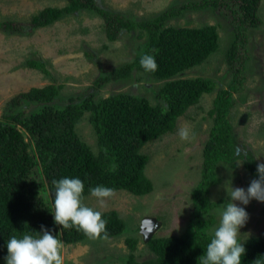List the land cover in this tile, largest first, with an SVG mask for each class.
<instances>
[{
	"label": "rangeland",
	"instance_id": "rangeland-1",
	"mask_svg": "<svg viewBox=\"0 0 264 264\" xmlns=\"http://www.w3.org/2000/svg\"><path fill=\"white\" fill-rule=\"evenodd\" d=\"M94 1L97 6L135 22L151 20L171 11L163 20L164 30L214 26L217 32L215 52L202 63L167 80H209L215 83V88L204 93L197 104L177 119L172 132L142 147L141 153L149 158L144 173L152 182V191L144 196L114 191L103 207L95 197L84 196L83 202L87 206L101 212H116L124 222L122 232L107 239L88 238L72 244L61 240L64 264H130V255L134 264H152L156 256L144 240V222L155 220L158 226L152 235L165 238L180 236L194 217L195 195L202 180V153L211 127L207 112L217 92L228 90L232 84L237 89L232 93L233 106L228 120L236 141L235 151L239 147L251 154L257 163H264V0L260 1L258 9L260 24L256 27L244 24L242 32L237 27L238 15H232L230 10L232 0ZM66 5L67 0H0V22H26L46 7L63 8ZM147 39L144 32L133 30L125 31L116 41H108L102 19L87 10L65 15L50 26L35 29L27 35L0 30V121L15 96L49 84L61 86L57 95L49 103L30 101L22 105L28 114L46 107L52 111L62 110L71 102H82L88 96L98 101L128 95L152 107L164 106L161 93L167 81L155 79L135 67L127 68L142 55ZM242 39L245 43L240 42ZM232 52L237 53V58L231 64ZM30 60L43 62L49 73L46 75L28 67ZM236 69L240 70L239 77L235 75ZM117 71L126 73L114 77ZM88 115L82 116L76 132L97 152ZM181 127L190 129L189 140H180L177 132ZM39 166L40 163L32 183L43 194L46 184ZM216 175L219 183L208 192V199L214 205L203 217L212 216L210 234L219 222L217 210L229 200V183L233 188L246 189L253 179L242 163L235 170L220 164ZM244 207L249 218L240 229V239L246 241L264 234V210L262 202L255 199ZM127 239L136 240L132 250L125 242ZM0 264H4V260Z\"/></svg>",
	"mask_w": 264,
	"mask_h": 264
},
{
	"label": "trees",
	"instance_id": "trees-1",
	"mask_svg": "<svg viewBox=\"0 0 264 264\" xmlns=\"http://www.w3.org/2000/svg\"><path fill=\"white\" fill-rule=\"evenodd\" d=\"M232 1L233 8L230 10L232 15H238V31L242 32L244 24L251 27L260 24L258 9L261 0ZM83 10L94 12L102 19L108 41L118 40L125 31L138 30L147 34L142 55L155 56L157 69L147 72L155 79L167 81L202 63L218 46L214 26L164 30L163 20L169 17L171 11H165L151 20L135 22L120 13L97 6L94 0H67L65 7H46L30 16L26 22L2 21L0 30L27 35L35 29L50 26L65 15ZM240 42L245 43V40ZM233 52L231 64L237 58V53ZM141 56L127 68L135 67L145 72L139 63ZM27 66L46 75L49 73L43 62L30 60ZM234 72L239 77L240 70ZM125 73L117 71L114 77ZM60 88L49 84L20 93L11 100L0 121V261L4 260L6 242L11 235L39 231L41 225L51 228L53 234L59 231V226L53 227L50 213L53 211L50 192L55 190L53 180L65 176L79 177L85 185L84 196L90 195L88 189L96 185L135 196L149 194L153 185L144 173L149 158L141 153L142 147L172 132L177 119L189 107L197 104L204 93L212 92L215 83L209 80L167 81L161 93L164 101L162 107H152L128 95H118L98 101L88 96L82 102H71L65 109L56 111L46 107L28 114L22 108L30 101L51 102ZM236 89L232 84L228 90L217 92L207 112L211 127L202 153V180L195 195L194 217L180 236H153L149 239L147 246L156 256L152 264H200V256L212 235L208 232L212 216L203 217L214 205L208 199V192L219 183L216 168L223 164L235 170L238 168L237 161L244 159L243 155H235L236 141L228 120L233 106L232 93ZM85 113L89 114L88 121L97 152L76 132V126ZM39 163V173L46 184L43 194L32 183ZM242 164L254 179L257 162L252 155L248 153L247 161ZM262 205L264 210V202ZM102 214L107 221L108 237L120 234L124 222L119 215L114 211ZM58 236L68 244L88 239L74 228L62 230ZM125 242L132 250L136 240L127 239ZM244 246L246 251L241 264H264V234L246 240ZM129 262L134 264L132 255Z\"/></svg>",
	"mask_w": 264,
	"mask_h": 264
},
{
	"label": "clouds",
	"instance_id": "clouds-1",
	"mask_svg": "<svg viewBox=\"0 0 264 264\" xmlns=\"http://www.w3.org/2000/svg\"><path fill=\"white\" fill-rule=\"evenodd\" d=\"M139 63L145 72H155L157 69L154 55L143 54ZM177 135L181 141L191 138L188 127H181ZM235 155L244 157L238 161V165L247 161L245 150L237 147ZM52 183L55 190L50 192L53 209L50 213L53 217V227L59 226V231L53 234L51 228L41 225L39 231L11 235L6 242L4 264H64L63 242L58 236L64 229L74 228L89 239H107V221L102 218V212L83 202L84 182L79 177L65 176L53 180ZM88 191L103 207L106 198L113 196L115 190L96 185ZM253 199L264 202V163H257L256 177L246 189L233 188L229 183V200L217 210L219 222L200 256V264H241L246 249L245 240L240 239V229L246 225L249 218L244 206Z\"/></svg>",
	"mask_w": 264,
	"mask_h": 264
},
{
	"label": "water",
	"instance_id": "water-1",
	"mask_svg": "<svg viewBox=\"0 0 264 264\" xmlns=\"http://www.w3.org/2000/svg\"><path fill=\"white\" fill-rule=\"evenodd\" d=\"M158 224L155 222L153 219H148L145 220L144 226H143V231L142 233L144 234V240L145 242H148L150 238H152V234L155 230V227H157Z\"/></svg>",
	"mask_w": 264,
	"mask_h": 264
}]
</instances>
